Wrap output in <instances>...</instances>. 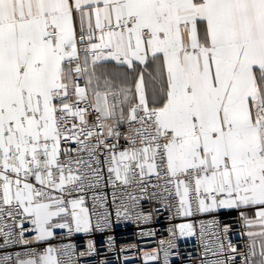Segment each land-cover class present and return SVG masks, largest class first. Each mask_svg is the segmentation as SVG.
<instances>
[{
  "label": "snow or ice",
  "instance_id": "snow-or-ice-1",
  "mask_svg": "<svg viewBox=\"0 0 264 264\" xmlns=\"http://www.w3.org/2000/svg\"><path fill=\"white\" fill-rule=\"evenodd\" d=\"M161 209L146 261L179 234L264 264V0H0V264H79L56 230Z\"/></svg>",
  "mask_w": 264,
  "mask_h": 264
},
{
  "label": "built area",
  "instance_id": "built-area-1",
  "mask_svg": "<svg viewBox=\"0 0 264 264\" xmlns=\"http://www.w3.org/2000/svg\"><path fill=\"white\" fill-rule=\"evenodd\" d=\"M111 200V190H106ZM152 205L145 203V209L150 211ZM221 219L232 226L230 236L238 247H243L244 239L241 238V225L232 215H222ZM183 220L176 218L169 220L167 213L160 210L159 214L153 216L151 221L117 220L112 217V226L105 232L92 233L90 236L83 234H73L71 237L61 235V230H56L57 235L51 239V243L59 245L62 243H74L77 253L87 252V240L92 239L95 244V251L83 257H74L79 260V264H163V252L159 253V260L146 261L145 253H151L152 249L160 248V241L172 239L169 236L168 228L171 224L182 223ZM149 233V234H146ZM154 233V234H151ZM112 237L111 243L108 237ZM176 248L172 249L173 255L169 256V264H199L201 260V248L196 237H182L177 234L175 238ZM30 244L35 246L34 242ZM167 247V244H165ZM19 246L8 249H0L3 252L20 251Z\"/></svg>",
  "mask_w": 264,
  "mask_h": 264
}]
</instances>
